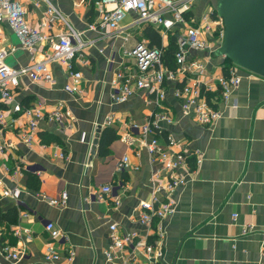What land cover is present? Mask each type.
<instances>
[{
	"label": "crops",
	"instance_id": "1",
	"mask_svg": "<svg viewBox=\"0 0 264 264\" xmlns=\"http://www.w3.org/2000/svg\"><path fill=\"white\" fill-rule=\"evenodd\" d=\"M97 1L55 0L69 24L87 42L86 49L72 61L74 71L81 73L77 91L66 92L68 74L57 62H48L53 85L22 78L13 100L0 102L6 122L13 115L14 104L39 102L48 111L61 103L69 110L72 124L63 130L54 122H39L30 147L17 137V131L26 124L23 116L18 115L3 129L1 139L9 141L12 148L0 153V212L11 215L15 209L16 219L13 223L0 221V264H109L103 250L109 244L108 226L112 223L118 225L121 234L146 236L161 249L162 256L155 262L138 256L141 264H260L264 260V78L239 71L241 82L224 102L218 90L212 91L209 95L219 98L215 107L222 114L209 126L182 115L180 101L172 94L174 84L166 85L164 105L174 123L161 124V128L189 150L199 151L201 162L172 193L173 211L161 221L162 234L156 237L157 219L150 226L139 219L141 203L152 195L150 177L160 164L151 162L138 143L129 148L121 141L129 123L142 125L155 106L144 91H136L123 104H113L110 96L118 86L117 70L127 67L129 74L137 73L135 60L125 51L139 43L164 49L171 43L175 46L179 25L163 37L151 26L138 23L136 14L128 13L118 22L120 32L88 30L89 24L98 21ZM209 5L210 0H200L193 6L192 15L198 18ZM25 7L30 23L42 17L41 8L30 2ZM151 34L158 38L159 46L152 44ZM11 48L15 51L8 54L5 63L12 67L45 60L49 54L41 44L30 50L21 48L2 22L0 52ZM214 51L203 54L212 83L224 75L225 60ZM107 117H113L114 123L106 126ZM105 128L114 131L115 139L107 147L109 153L103 155L98 140ZM159 143L165 147L162 139ZM124 156L128 164L119 170ZM188 161L192 163V158ZM107 183L122 184L117 207L112 201L83 200L91 188ZM5 189L18 190L24 206L2 196ZM62 192L67 193L63 206H50L41 198H58ZM42 219L52 221L65 234L67 243L56 249L62 255L72 252L71 262L45 259L49 236ZM246 227L251 230L243 233ZM14 251L19 252L17 260L10 257Z\"/></svg>",
	"mask_w": 264,
	"mask_h": 264
},
{
	"label": "built area",
	"instance_id": "2",
	"mask_svg": "<svg viewBox=\"0 0 264 264\" xmlns=\"http://www.w3.org/2000/svg\"><path fill=\"white\" fill-rule=\"evenodd\" d=\"M200 0H98L96 10L98 21L88 25V30H106L108 32L121 31L118 22L128 13L137 16V22L147 24L166 37L169 32L179 25V32L173 51L174 68L166 67L162 60L165 47H149L139 43L126 50L125 55L135 60L136 74H129L127 67L117 70L115 77L118 86L112 91L110 99L113 104L125 103L136 91H144L151 98L155 111L149 115L142 125L129 123V131L121 136V141L132 148L138 143L139 150L144 149L151 162L157 161L160 168L150 177L152 195L149 201L142 202L140 207V223L150 226L152 220L157 219L153 231L156 237H161V221L173 211L172 193L185 183V176L193 175L201 162L200 152L191 151L186 145L175 140L172 135L165 134L161 124H173L174 119L165 107L166 85L174 84L172 94L179 99L181 113L190 116L197 124L209 126L221 116L216 108L219 98L211 97L213 91L219 92L220 101L228 100L230 93L241 82L237 67L231 64L226 75L211 82L208 76L203 54H212L222 39L223 25L221 19L215 14L214 0L206 12L198 18L192 15V9ZM30 2L36 8H41L42 17L35 23L27 20L25 4ZM4 22L17 38L20 47L27 50L36 45H44L48 49L45 60L35 61L23 67H12L5 63L8 52H0V102L8 104L13 100L15 90L20 86L22 78L31 83L54 84L51 72L47 68L48 62H57L68 74V82L64 90L68 93L77 91V83L81 73L74 71L72 61L78 54L86 49L87 42L82 40L81 33L75 30L67 21L64 14L58 9L55 0H0V24ZM192 54L194 55H191ZM223 57V56H222ZM225 59V57H223ZM12 117L5 120V112L0 110V153L12 148L9 141H2L3 129L13 123L17 116H23L26 124L17 131V137L26 146L35 142L38 124L43 120L54 122L60 129L71 128V115L69 110L63 109L61 103L51 110H43L41 104L36 102L30 106L14 104ZM113 117H107L106 126L114 123ZM164 141L165 147L159 143ZM178 147V150H172ZM64 155L60 154V158ZM192 158V163L188 160ZM128 157L124 156L119 164V170L126 167ZM162 172V175H161ZM182 172V173H181ZM164 174V177H162ZM122 184H103L94 188L84 196L87 203L112 201L114 207L120 203L118 192ZM2 196L15 200L17 205H23L19 200V191L5 189ZM42 200L50 206H63L67 200V193L62 192L58 198H48L42 195ZM234 217V216H233ZM43 229L48 233L49 242L46 246L48 261H64L69 263L73 253L66 251L62 255L56 248L67 243V237L55 224L46 219L41 220ZM109 244L103 250V256L109 264H141L138 256L144 257L148 262H155L162 256L161 249L151 243L146 236L136 233L121 234L118 225L112 223L108 226ZM251 230L246 227L243 233ZM19 237V232L15 230ZM6 249V248H4ZM10 257L17 260L19 252H11ZM260 264H264V260Z\"/></svg>",
	"mask_w": 264,
	"mask_h": 264
},
{
	"label": "water",
	"instance_id": "3",
	"mask_svg": "<svg viewBox=\"0 0 264 264\" xmlns=\"http://www.w3.org/2000/svg\"><path fill=\"white\" fill-rule=\"evenodd\" d=\"M223 25L215 56L264 78V0H214Z\"/></svg>",
	"mask_w": 264,
	"mask_h": 264
},
{
	"label": "trees",
	"instance_id": "4",
	"mask_svg": "<svg viewBox=\"0 0 264 264\" xmlns=\"http://www.w3.org/2000/svg\"><path fill=\"white\" fill-rule=\"evenodd\" d=\"M215 11V9H214ZM216 14V12H215ZM151 40H152V44H156L157 46H159V40L158 38L154 37L151 34ZM175 49V46L171 43V45L167 48L164 49L162 52V60L163 63L166 67H168L169 69H173L174 68V61H173V51ZM231 63L229 60H227L225 58L224 62H223V72L224 75L227 74L228 69L230 68ZM115 139V135H114V131L111 128H105L100 136H99V140H98V147H99V153L106 155L109 153V150L107 149L109 143ZM16 219V211L15 209L11 210V215L8 214H3L0 212V221L2 222H7V223H13Z\"/></svg>",
	"mask_w": 264,
	"mask_h": 264
},
{
	"label": "rangeland",
	"instance_id": "5",
	"mask_svg": "<svg viewBox=\"0 0 264 264\" xmlns=\"http://www.w3.org/2000/svg\"><path fill=\"white\" fill-rule=\"evenodd\" d=\"M238 70H240V71H242V72H244V73H246V71H244V70H242V69H239V68H237Z\"/></svg>",
	"mask_w": 264,
	"mask_h": 264
}]
</instances>
